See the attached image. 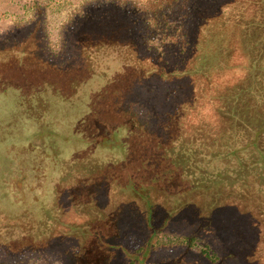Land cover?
Here are the masks:
<instances>
[{"label":"rangeland","instance_id":"rangeland-1","mask_svg":"<svg viewBox=\"0 0 264 264\" xmlns=\"http://www.w3.org/2000/svg\"><path fill=\"white\" fill-rule=\"evenodd\" d=\"M111 1L0 0V77L12 80L6 72L25 62L29 70L45 72L54 83L61 79L51 74L52 70L70 82L79 80L77 86L89 93L88 84L100 77L77 74V66L90 67L86 60L80 63L77 48L88 30L87 14L96 9L116 12ZM117 1H134L144 12L155 2ZM103 3L107 6L92 8ZM156 18L155 30H160L162 16ZM223 37H217L219 44ZM152 42L149 44L158 48L159 35ZM213 46L210 40L196 48L192 66L206 71L218 85L235 84L246 68L244 56L237 50L229 56L222 51L219 55ZM135 55L143 63L151 59L139 46ZM168 66L170 70L178 62L172 60ZM190 76L177 82L149 80L148 75L140 79L139 84L146 88L143 95L151 90L157 97L153 103L158 120L149 117L153 113L149 105L135 104V99L143 96L142 87L137 89L140 93L135 89L136 95L111 88L107 94L114 96L99 102L96 119L89 123L93 143L100 148L94 155L86 153L87 133L73 134L67 126L69 119L86 120L87 94L77 93L80 100L72 94L65 98L64 90L70 85L63 80L59 85L28 86L33 92L24 97L21 84L6 81L2 87L4 80L0 123L11 122L0 136L20 141H0V264H128L131 260L132 264H264V174L262 179L260 171L258 176L240 173L237 167H242L237 165L224 171L222 162L217 161L211 168L215 172L211 182L206 169H196V173L186 168L183 174V169L170 166L171 158L180 154L168 151L169 132L175 135L172 137L185 133L173 124L163 131L161 115L179 113V109L165 108L163 93L171 92L179 103L190 88L200 85L197 75ZM69 111L77 116L69 118ZM190 112L196 111L185 114ZM22 113L35 119L22 122L23 129ZM111 132L118 136L116 141ZM25 133L30 136H18ZM118 133L129 141L150 133L166 150L153 152L154 157H161L158 162L150 160L149 149L121 151ZM33 136L36 138L31 140ZM246 140L247 136H242L239 142L243 145ZM125 154L127 159L122 160ZM67 155L70 159L64 158ZM132 184L147 198L137 197ZM147 204L154 230L146 223ZM183 238L191 239L192 245H179Z\"/></svg>","mask_w":264,"mask_h":264},{"label":"trees","instance_id":"trees-1","mask_svg":"<svg viewBox=\"0 0 264 264\" xmlns=\"http://www.w3.org/2000/svg\"><path fill=\"white\" fill-rule=\"evenodd\" d=\"M111 4L117 9L116 12H105L101 9H96V12L87 14L88 30L79 40L77 48L82 59L80 63H87L85 60L90 63V67L85 69L82 68V64L77 66L79 72L77 74L100 77V80L93 82L94 84H88L91 89L89 93L77 86L81 82L79 80L70 82L69 79H65L62 76L59 77L58 71L54 72L52 70L50 73L61 79V81L57 80L54 83L52 78L45 75V72L41 70V72L34 71L38 69L29 70L30 68L27 67L25 62L15 65L6 72V76H9L7 78L12 80L0 77V86L4 80L2 87H4L6 81L21 84L23 96L28 97L33 92L29 87L41 84L59 85L64 80L65 85H70L69 88L64 90L66 95L61 92L65 98L70 96V94H87L89 112L86 120L84 121L82 118L78 121L69 119L68 122L71 123H67V126L72 130L73 134H79L82 131L85 134L87 133V136L84 137L86 150H88L86 153L90 152L91 155H94L100 148H97V144L93 143L94 136L91 134L93 131L88 128L89 123L93 121L92 118L95 117L94 119H96L95 112L99 102L108 100L107 97L109 95L107 93L111 88H120V92H124L127 89L128 92L126 94L129 95L130 91H134L132 95H136L139 92L137 89L144 85V83H140V86L139 82H141L140 79H145V75H148L149 80L155 78L159 82H165L169 79H172V82H177L181 79L180 77L197 75L196 79H198L200 85L195 86L193 90L190 88V92L188 91V94L179 103H175V96L171 92L166 91L163 93L165 108L179 109V113L174 112L173 114L168 111L161 115L165 125H163V131L165 132L169 129V125L173 124L178 130L179 128L183 129L185 133V136L178 134L176 137H172L175 135L169 132L168 139L170 143L166 147H169L168 151L173 150L174 153L180 154L176 159L171 158L170 166L183 169V174H185L186 171L184 170L186 168L188 170L193 168L196 173H199L198 170L206 169L208 179L214 182L215 172L211 168L215 162L220 161L224 165V171L230 168L233 169L237 165L242 167H237V172L246 171L247 175L255 172V176H258L257 172L260 171L263 179L264 0H155L151 4V9L145 12L134 1L121 3L114 0L113 2L111 1ZM104 6L107 5L103 3L94 5L92 8ZM158 16H162V19L159 20L160 30H155V27H158L156 26V17ZM157 35L160 37V44L157 46L158 48H155L149 43H153L152 41ZM222 35L225 39L219 44L217 37L221 38ZM210 40L214 44L213 51L216 54L220 55L222 51L226 56H229L234 50H237L244 56L246 68L242 78L235 84L218 85L211 80L206 71L196 70L192 66V61H190L192 52L196 48H201L203 44L205 45ZM137 46L142 47L145 53L147 52L151 55L149 61L147 60L143 63L139 57H136ZM172 60L177 61L178 66L171 67L169 70L168 62L170 63ZM167 70L169 71L166 72ZM191 85H193V82ZM94 87L99 89L94 90ZM145 89L143 86L141 91H145ZM186 89L187 87H184V90ZM111 95L109 96L110 98ZM119 95L122 94L120 93ZM79 96H76V100H80ZM140 97L142 98L134 97L136 98L135 104H140V106L141 104L149 105L153 111L149 117L158 120L159 117L155 116L156 111L153 103L157 98L156 95L151 94V90H147V95H140ZM134 98H130V100H134ZM44 104L48 107L47 103ZM44 104L42 103L43 106ZM192 110L196 111L193 115H191V112L190 114H185V112ZM68 113L70 115L68 116L69 118L77 116L73 115V111ZM21 115L23 116L22 121H20L21 129H23L24 125L22 122L26 123L35 120L33 115L25 113ZM59 117L61 116L59 115ZM134 120L136 118L132 119V121ZM9 121L8 119L6 122L0 123V134L6 130L5 127L11 122ZM73 121H76V123ZM49 122L51 124L54 123L53 121ZM82 127L85 130H82ZM111 133L114 135V132ZM143 134L144 138L142 136H133L129 141L126 138L127 136H121L118 133L120 135V138H118V149L121 151L125 150L127 153L130 152V149H149L151 150L148 154L150 160L155 159L158 162L161 157H154L153 152L158 151V149H162L160 152H163L166 150L164 145L162 146L159 142H155V136H150V133ZM225 134H228V136H225ZM190 135L191 139L189 138ZM18 136H30V134L26 135L25 133V135L19 134ZM242 136H247V140L246 142L243 141L245 142L243 145L239 142ZM111 137L112 140L116 141L118 136L114 135ZM15 138L12 136H0V141L6 139L13 141ZM34 138L36 137L33 136L31 140ZM15 140L17 142L20 141L18 139ZM127 141L130 144L129 149L127 148ZM195 142H198L196 146L194 145ZM154 147H156V150H154ZM228 151L229 153L227 154ZM144 155L143 153L141 156L143 157ZM64 158L70 159L68 155ZM124 159H127L126 154L122 156V160ZM260 167L263 169L262 171L259 170ZM196 169L198 170L196 171ZM256 179L258 178L253 177L252 180ZM208 187L207 185L203 189L207 190ZM133 188L137 197L140 199L147 198V196L139 194V190L135 185H133ZM151 213V206L147 204L146 223L148 227L153 228L151 225ZM155 233L154 231L150 236L152 238L155 237ZM177 243L191 246L192 240L183 238ZM139 250L140 248L136 251ZM132 262L133 260L128 264H132Z\"/></svg>","mask_w":264,"mask_h":264}]
</instances>
